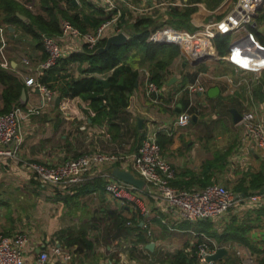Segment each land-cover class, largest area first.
Here are the masks:
<instances>
[{
    "label": "crops",
    "instance_id": "0c3cea01",
    "mask_svg": "<svg viewBox=\"0 0 264 264\" xmlns=\"http://www.w3.org/2000/svg\"><path fill=\"white\" fill-rule=\"evenodd\" d=\"M137 1L142 7L150 5L149 0H146L147 3L143 0ZM75 4L78 3L76 2ZM226 4L227 0H224L215 10H209L203 3L198 4V10L192 15V31L202 28L211 18H222L229 9ZM85 13L88 12L85 11ZM95 17L97 16L95 15ZM22 20L26 21L27 18ZM15 29L14 27H9L11 32ZM87 30H92V28L87 27ZM9 37L17 38V30L13 36ZM231 37L232 43L233 36L231 35ZM29 43L26 45L24 53L30 57L32 61L31 69L33 70L44 59V56L46 57V54L43 52V47L39 48L36 44L29 45ZM177 48L179 51L178 55L169 64L167 68L168 74L165 76L164 85L161 86L165 90L162 103L158 104L157 107L151 104L146 90V78L141 75L140 71L136 89L130 95L129 105L123 110L122 117L114 119V123L120 125L119 131L118 129L115 130L114 126H110L108 121L101 125L90 124V118L95 116V112L90 108L89 100H83L79 97H71L75 98L71 107V109L75 107V109H72L73 115L81 122L74 133L75 140L73 139L72 128L70 131L65 129L63 134H60L59 130L55 129L65 119L68 120L61 113L62 111L58 107L59 103L57 104V102L54 107L43 108L39 114L30 116L22 124L24 142L20 157L17 159L0 157V233L10 235L20 231L28 235L27 242L23 248L26 263H33L39 252L45 250L50 254L49 264H54L55 259L51 255V248L57 245L64 251L71 252L73 264H163L162 261L165 258L173 255L168 254L171 247L175 249V252L181 247L183 243L181 242V237L184 240H189L191 245H193V232L204 233L221 245L249 249L259 257L264 253V207L261 209L235 207L226 215L216 219V222L207 220L208 222L194 224L178 223L176 224L178 231H175L170 229L174 226L172 219L169 220L168 224L159 223L160 221L156 218L157 209L152 203L149 209L152 216H154L153 232L151 236H147L148 242H152L154 245L152 250L148 249L154 257L153 260L140 255V250L133 245L130 236L110 240L109 244L106 245L107 250L104 251L105 256L103 255V257L99 255L98 247L100 246H98L97 239L92 237H89L94 243L91 253L89 254L85 249L79 252L76 244H72L69 247L65 245V237L61 233L69 229L89 233V228L92 229L96 223V221L92 220V214L88 211L89 207L101 209V202L104 200L115 207V210H120L121 204L107 199L102 190V181L99 178H97L100 183L99 187L97 189H88L86 192L80 191L77 187L54 190L52 187L40 182L25 164L26 161L45 164L61 162L96 150L115 153L132 152L141 144V138L148 121L154 124H167L170 118L175 116L177 111L168 109L166 103L171 100L173 93L189 83L196 82L204 87L203 93L196 92L192 95H184L182 98L183 100H189V104L196 107L197 112L201 111L208 102L212 103L214 110V103L218 101L219 96L224 97L223 99L238 97L241 103L239 111L251 107L264 112V78L262 77L264 71L259 78H256L252 73L237 69L226 58L229 50L222 57L215 49V55L199 59L195 63L188 54L181 51L178 46ZM130 58L128 59L129 62ZM131 60H133L131 62L133 68L141 66L136 62L138 57L131 58ZM10 61L13 68H19L21 65L18 59L12 58ZM223 62L227 65L226 72L221 67L217 68L219 66L217 64H225ZM79 68L78 64H73L68 68L67 72L77 78L80 75ZM255 85L257 86L254 87ZM213 87H217L219 93L209 97L207 91ZM65 97L67 96H60V99ZM208 98L214 99L210 101ZM179 100L177 105L180 103L182 108H186V106L183 107V103ZM39 101L40 95L38 92L33 93L26 89V99L22 102V105L27 103L38 104ZM214 111L216 116V110ZM44 114L46 121L45 119L42 120ZM192 114L196 116V121L200 119L202 121V115ZM140 119L142 122L139 125ZM228 122L235 130L236 138L231 143L233 148L231 153L228 154L225 166L221 171L215 168L211 169V171H209V168L205 171L203 170L204 162L206 159L211 158L214 150L210 151L207 147L203 148L200 146L194 139V135L187 130L189 128L185 130L175 129L171 134L161 132L171 138L163 154L174 169V181H182L194 176L195 178H200L211 173L212 182L220 181L226 183L228 180H232V186L228 187L235 191L234 187L244 175L257 171L262 167L264 163L263 155L240 156L243 153L241 150V147H243V142L241 141L242 131L239 124L234 123L231 112L230 118H227ZM190 126L193 129L197 128L193 124ZM65 128H69V126L67 125ZM235 154L239 156L238 160L232 158ZM116 166H113L112 169L116 168ZM195 187L198 188L195 184L192 189H195ZM90 201H93L94 204H89ZM124 207L128 214H134L133 210L128 208V206ZM207 223L211 225L212 231L218 236H222L224 229L235 223L244 224L249 227L248 238L250 243L246 244L237 239L223 242L216 239L217 237L213 234L198 231L201 226H206ZM232 248L227 249V254L221 259L213 261V264H224L226 260H232L238 264L233 257ZM141 258H145V261L147 259L146 263ZM196 264H198V261H196Z\"/></svg>",
    "mask_w": 264,
    "mask_h": 264
},
{
    "label": "built area",
    "instance_id": "2783aa9c",
    "mask_svg": "<svg viewBox=\"0 0 264 264\" xmlns=\"http://www.w3.org/2000/svg\"><path fill=\"white\" fill-rule=\"evenodd\" d=\"M136 1V2H135ZM147 3L146 0H143ZM80 3V0H76ZM90 5L103 10L110 17L102 21L96 28L81 31L70 21L60 19V33L58 36L41 33V44L46 57L35 68L31 69V59L28 56L20 57L21 65L16 68L17 75L25 84L26 89L38 92V104H14L8 113L0 115V157L17 159L24 142L22 124L32 116L39 114L45 107H54L59 96L56 89L43 81L45 74L58 64L60 59L72 53L80 52L86 46L89 49L96 47L103 39L118 32H125L121 18L124 9L135 15L141 12H151L153 6H144L137 0H87ZM165 3V2H162ZM176 3V0L170 2ZM227 13L220 19H209L202 28L195 31L177 29L168 25L159 27L150 35L154 43L175 45L188 54L192 61L215 55L214 39L220 35L231 34L233 41L226 56L228 62L237 69L252 73L256 78L264 71V45H262L250 30L254 18L264 4V0H234ZM97 6V7H96ZM128 16H124L126 19ZM5 25L0 26V42L6 41L3 36ZM126 33V32H125ZM128 34V33H127ZM2 67L9 68L11 62L3 61ZM146 90L151 104L157 107L162 103L165 90L149 81V73L145 72ZM203 93L204 87L199 83H189L180 87L172 94L171 100L166 103L168 109L175 110L177 101L184 95ZM75 98L70 96L60 99L58 107L64 116L70 117L69 110ZM191 104L180 109L167 124H154L150 121L141 138L139 147L128 153L92 151L83 155L55 163L28 162L26 166L43 184L55 189L79 187L93 179H101L103 192L107 199L117 201L121 206H128L142 216L140 224L146 228L147 235L151 236L153 218L151 203L157 209V220L168 224L172 219L174 226L171 230L178 231L176 224H194L202 221L215 220L226 215L235 207L260 209L264 207V190L243 194L234 191L228 185L215 181L203 188L192 190L180 189L172 186L171 181L175 172L169 160L164 156L158 141L159 133L171 134L175 129L187 127L192 121ZM241 119L238 122L241 128L242 156H264V112L256 108H246L239 111ZM165 130V131H164ZM238 160V155H233ZM131 172L135 177L144 181L141 188L117 179L112 174V167ZM127 225H132L128 222ZM28 235L25 232H15L10 235L0 233V264H49L48 251H40L33 263H26L23 248ZM192 242L196 246L195 254L198 264H213L207 257L219 248L226 250L229 245L218 244L213 238L204 233L193 232ZM152 243L148 242L147 244ZM146 245L136 246L140 255L153 260L152 253ZM171 247L168 254H174ZM233 257L238 264H258L259 256L249 249L232 248ZM54 264H73L70 251H64L60 246L51 248Z\"/></svg>",
    "mask_w": 264,
    "mask_h": 264
},
{
    "label": "trees",
    "instance_id": "16d2710c",
    "mask_svg": "<svg viewBox=\"0 0 264 264\" xmlns=\"http://www.w3.org/2000/svg\"><path fill=\"white\" fill-rule=\"evenodd\" d=\"M223 1L176 0V3L172 4L170 3L172 0H149V6H153L151 12H141L137 15L128 9H124L120 24H123V30L129 36V40L125 45L111 46L108 51L97 55L93 53L98 47H102L105 44V39L92 49L85 46L82 51L72 53L60 59L58 64L45 74L43 81L56 89L61 97L70 96L89 100L90 108L95 112V116L90 118V124L101 125L108 121L110 126H114L113 128L119 131L120 125L115 124L114 119L122 117L123 110L129 105L130 95L136 89V82H138L140 77L139 68L147 66L150 75L149 81L154 82L157 87H161L164 85L165 76L168 74L167 68L169 64L179 52L175 45L157 44L151 41L149 39L151 33L165 25L192 31V15L198 10V4L203 3L209 10H215ZM63 2L65 7L59 4V0H39L41 12L35 13L18 0H0V26H6L4 30L9 36H13L17 28L22 27L31 36L37 47L42 48L40 34L58 35L60 33V19H66L81 31H87V27L96 28L112 14H106L101 9L93 8L87 0H80L78 4H73L72 0H63ZM85 10H89V12L85 13ZM18 13L25 16L27 20L23 21L18 16ZM130 14L131 18H129ZM126 15L128 19L125 21L124 16ZM9 27L16 29L11 32ZM250 30L256 39L264 45V4L256 14L254 24L250 26ZM231 40V34L220 35L214 39V47L220 56L223 57L227 54ZM133 49L139 52V60L136 61L141 65L139 68L132 67L131 62L133 60L131 58L130 62L128 61L129 53ZM138 56L135 55L134 57ZM73 64L80 66V75L77 78L67 72L68 68ZM102 77L108 78L109 86L107 88L99 80ZM0 87V115H3L8 113L14 104H22L21 91L24 88L26 89V86L17 75L15 68L12 66L9 68L0 66ZM183 97L179 101L183 103V107L188 106L189 100H183ZM221 97L219 96L218 101L214 103V110H216L217 114L215 120L225 126L227 118H230V108H235L239 111L241 103L238 97H231L230 99H223L224 97L221 99ZM213 99L210 98L209 100L212 101ZM190 111L191 113L202 115L192 105ZM191 122L197 127L204 125L201 119L197 121H193L192 119ZM203 129L208 130L206 127H203ZM158 139L164 151L171 138L165 133H159ZM232 148L230 146L225 150L215 149L212 152L211 158L206 159L204 162L203 170L205 171L208 168L209 171L213 168L218 171L223 170L227 156L231 153ZM211 183V173L200 178H195L194 176L182 181H171L172 186L186 190H192L195 184L198 188H203ZM99 185V179H93L77 187V189L79 188L80 191L86 192L88 189H97ZM234 189L236 192L243 194L263 191L264 163L257 171L244 175ZM124 208L122 206L120 210H107L105 219L109 226L105 230V244H109L110 240L119 237L130 236L135 247L136 245H146L148 236L146 228L140 224L142 216L137 211H133L134 214L130 215ZM128 222H131L132 225H127ZM198 231L213 234L217 237H215L216 239L223 242L237 239L246 244L250 243L248 238L249 227L244 224L235 223L231 225L229 228L224 229L222 236H218L213 232L209 223L206 226H201ZM61 234L65 237V245L67 247L76 244L79 252L85 249L89 254L91 253L94 243L85 231L69 229L63 231ZM180 239L183 242L181 247L175 254L165 258L162 261L163 264H196V246L194 244L191 245L189 240H184L183 237ZM97 241H100V238H97ZM92 254L96 257L94 253ZM224 264L237 263L232 260H226ZM258 264H264V253L259 257Z\"/></svg>",
    "mask_w": 264,
    "mask_h": 264
},
{
    "label": "rangeland",
    "instance_id": "374dc122",
    "mask_svg": "<svg viewBox=\"0 0 264 264\" xmlns=\"http://www.w3.org/2000/svg\"><path fill=\"white\" fill-rule=\"evenodd\" d=\"M18 1H20L22 4H24V6L27 7L32 12H35V13L41 12L39 0H18ZM233 1L234 0H227L226 5L228 7L232 6ZM59 4L61 6L65 7L63 0H59ZM92 7L95 8V5H92ZM85 11L89 12V10H85ZM129 18H131V14L129 15ZM58 35H53V36H58ZM3 36L5 38L6 43L4 46H2V44L0 42V66H1V63L3 61L11 62L10 60H12V58L16 59V60L17 59L20 60V57H22V55L28 56V54L24 53L25 52L24 50H26V45L29 42H30L29 45L35 44L34 40L31 38V36L26 34L22 27H18L17 38H15V39L10 38L9 35L5 33L4 29H3ZM135 55L138 56L139 52L138 51L136 52V50L133 49L129 53V57H131L132 59L137 58V57H134ZM138 60H139V56H138ZM217 65H219V66H217V68L221 67V69H223V71L226 72V67H227L226 63L222 64V65L221 64H217ZM139 69L141 71V75H144L145 72L149 73V68L147 66L141 67ZM262 77L264 78V75ZM256 86L257 85H255L254 87H256ZM0 91H1V87H0ZM206 106L203 107L201 109V111H199V113L200 112L202 113V122H204V125H201V126L193 129L190 126V125H192L191 124L192 122H190V124L187 127L182 128L180 130H185V129L189 128L187 130H189V132L192 135H194V139L203 148L207 147V149H209L210 151L215 150V149L225 150L228 147H230L232 141L235 140V138H236L235 130L232 128V126L230 125L229 122L227 123V125L224 126V125L220 124L219 121L215 120L216 116H215V111L212 108V103L208 102ZM76 107H77V105H76ZM72 109H75V107ZM72 109L69 110V113H71V114H70V117L68 118V120L65 119L62 124L61 123L59 124V126H61V127L58 126L55 129L56 130L58 129L59 133L63 134L65 129H68L70 131L72 128L73 139L75 140V134L74 133L78 129L81 122L79 121V119H77V117L75 115H73ZM44 119H45V114L43 115L42 120H44ZM45 121H46V119H45ZM67 125L69 126V128H65V126H67ZM203 127L208 128V130L203 129ZM78 139H80V138H78ZM76 142H78V141L76 140ZM86 153H89V152H86ZM83 154H85V153H83ZM224 184H226L228 186H232V180H228ZM89 200H91V199H89ZM89 204L93 205L94 202L90 201ZM101 205H102L101 209L93 208V207L88 208L89 213L92 214V220L96 221V223L92 229L89 228L90 231H88L89 233H87V235H88V237H92L93 239L100 238V241H97L99 243L98 246H100V247H98V251H99V255H101L103 257L104 251L107 250L106 249L107 244H105V241H104V238H106L105 230H107V227L109 226L107 223V220L105 219V214H106L107 210L114 209L115 207H113L111 204L107 203L104 200H102ZM100 210H102V211H100ZM86 229H88V228H86ZM141 259L146 263L147 259H146V261H145V258H141Z\"/></svg>",
    "mask_w": 264,
    "mask_h": 264
},
{
    "label": "water",
    "instance_id": "95a60500",
    "mask_svg": "<svg viewBox=\"0 0 264 264\" xmlns=\"http://www.w3.org/2000/svg\"><path fill=\"white\" fill-rule=\"evenodd\" d=\"M73 4L76 3V0H72ZM18 16L21 18V19H24L26 18L25 16H23L22 14H19L18 13ZM254 24V23H253ZM129 40V36L127 33L125 32H118V33H115V34H111L109 35L106 39H105V44L102 46V47H98L95 51H94V55H97V54H101V53H104L106 51H108L110 49L111 46H122V45H125ZM206 57H204L205 59ZM195 63H197L195 61ZM100 82L103 84V86L105 88H107L109 86V82H108V78H100L99 79ZM219 93V89L217 87H213L211 89H209L207 91V95L209 97H212L216 94ZM26 99V89H22L21 91V100L22 101H25ZM60 101V96H58L56 98V102L57 104L59 103ZM181 104L179 103L176 107V111L177 112H180V109H181ZM230 112L232 113V119L234 121V123H238L241 119V115L239 113L238 110L236 109H231ZM193 121H196V116L194 115L192 117ZM142 120L140 119L139 120V125L141 124ZM112 174L119 180H122L126 183H129V184H132L138 188H141L144 184V181L140 178H137L135 177L131 172L129 171H125V170H122V169H119L118 167L114 168L113 171H112ZM153 243H149L147 244V248L149 250H152L153 249ZM227 254V250L223 247L219 248L215 253L209 255L207 257V260L208 261H217L219 259H221L223 256H225Z\"/></svg>",
    "mask_w": 264,
    "mask_h": 264
}]
</instances>
